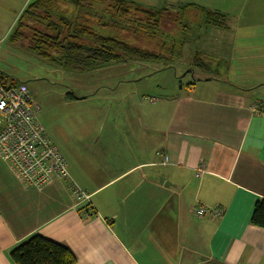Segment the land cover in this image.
Listing matches in <instances>:
<instances>
[{"label": "crops", "instance_id": "obj_1", "mask_svg": "<svg viewBox=\"0 0 264 264\" xmlns=\"http://www.w3.org/2000/svg\"><path fill=\"white\" fill-rule=\"evenodd\" d=\"M30 1L0 0V30ZM133 1L166 8L167 18H199L191 42L205 63L195 67L215 75L171 93L141 94L138 103L70 108L71 121L56 123L60 134L45 130L88 206L62 179L23 184L0 157V264H14L9 253L34 234L66 246L75 264H264V228L250 222L264 197V114L252 109L264 102V0ZM211 12L222 13L218 23L207 20ZM79 111L88 125L75 119ZM94 121L99 132L109 123V133L81 142L76 128L92 135ZM139 149L146 157L130 162ZM197 204L222 213L196 217Z\"/></svg>", "mask_w": 264, "mask_h": 264}, {"label": "trees", "instance_id": "obj_2", "mask_svg": "<svg viewBox=\"0 0 264 264\" xmlns=\"http://www.w3.org/2000/svg\"><path fill=\"white\" fill-rule=\"evenodd\" d=\"M63 5L70 6L71 12L66 13ZM166 12V8L147 7L133 0H32L14 20L9 39L21 46L24 40L29 41L26 49L62 70L93 73L131 59H172L178 55L188 27L182 15L180 19L167 18ZM220 15L211 12L207 20L218 23ZM168 22L176 25L178 34L164 30L163 24ZM132 38L152 46H136ZM197 56L200 54H194V62ZM0 82L19 84L2 73ZM65 96L83 99L90 95L77 97L67 91ZM250 222L264 228V197L254 202ZM9 257L14 264H75V256L66 246L39 234L13 248Z\"/></svg>", "mask_w": 264, "mask_h": 264}, {"label": "rangeland", "instance_id": "obj_3", "mask_svg": "<svg viewBox=\"0 0 264 264\" xmlns=\"http://www.w3.org/2000/svg\"><path fill=\"white\" fill-rule=\"evenodd\" d=\"M165 18H163L162 23H164ZM198 19L193 17L190 20L187 19L186 22L184 21V23H188L189 25L187 31L184 32V38L186 37L184 40L186 41L182 42L178 55H174L172 59H131L124 63L116 64L118 68H113V65L107 66L103 77L101 74L93 75L91 74L92 72L82 74L70 73L43 61L39 55L25 48L26 45H29V41L24 40L21 42L22 46L11 42L9 36L12 30L9 25L10 23L12 25L14 20H6L5 22H8L7 29L0 30V73L13 78L17 83L27 84L31 90L33 100L38 106L36 119L43 125L46 131H50V133H56L57 131L60 134V128L56 123L63 122V118L68 122L71 121L70 108L89 112L104 108L107 102L110 103V108L111 106L115 108V104L127 105V102L134 99L138 103V98L141 94L157 95L164 92L171 93V91L178 90L180 86L185 88L187 81L198 80L201 76L210 77L211 74L215 75V72L211 69L203 71L195 67L201 62L198 59L199 56H197V62H194L195 57L193 56L195 51L191 42V31L197 28ZM163 27L164 30H174L175 28H172L170 23H167L166 26L163 24ZM131 42L139 47L145 46L147 48L148 46H152L135 38H132ZM190 68H194V71L191 72ZM107 82L111 85H109V90L100 87V85L105 86ZM89 90L93 93L90 95L91 97H87V100L76 101V103L69 101L63 104V101H68L63 98V95L67 91H73L75 94L81 96L86 92H90ZM106 92H109L110 97L102 95L106 94ZM125 96H128L130 100L124 101L123 98ZM78 113L81 117H76L75 119L77 121L80 119V125L85 121H87L86 125H88L89 122L88 119H85L84 113L81 111ZM93 123L97 125L92 135L88 134L90 131L85 132L84 129L76 128L74 134L80 141L82 140L81 142L84 140L90 144L101 142L103 137L109 133V123L102 132H99L101 123L95 121ZM146 155L147 153L139 149L136 152H131L129 159L130 162H136L144 159ZM55 178L60 179L58 176ZM160 183L161 180H159ZM83 204L85 207L88 201L83 202Z\"/></svg>", "mask_w": 264, "mask_h": 264}, {"label": "built area", "instance_id": "obj_4", "mask_svg": "<svg viewBox=\"0 0 264 264\" xmlns=\"http://www.w3.org/2000/svg\"><path fill=\"white\" fill-rule=\"evenodd\" d=\"M37 109L26 84L6 86L0 82L1 159L25 185L41 188L51 178L58 176L67 182L70 193L78 202H87L89 195L71 179L63 155L36 119ZM252 109L264 114V102L255 101ZM192 213L197 217H219L222 209L197 204Z\"/></svg>", "mask_w": 264, "mask_h": 264}]
</instances>
